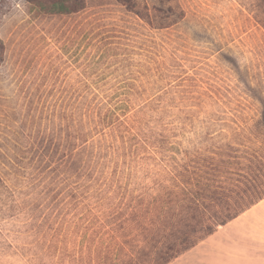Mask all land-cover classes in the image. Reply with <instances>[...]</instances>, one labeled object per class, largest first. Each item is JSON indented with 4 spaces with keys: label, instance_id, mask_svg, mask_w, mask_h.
<instances>
[{
    "label": "rangeland",
    "instance_id": "1",
    "mask_svg": "<svg viewBox=\"0 0 264 264\" xmlns=\"http://www.w3.org/2000/svg\"><path fill=\"white\" fill-rule=\"evenodd\" d=\"M54 1L0 0V264L264 233V0Z\"/></svg>",
    "mask_w": 264,
    "mask_h": 264
},
{
    "label": "crops",
    "instance_id": "2",
    "mask_svg": "<svg viewBox=\"0 0 264 264\" xmlns=\"http://www.w3.org/2000/svg\"><path fill=\"white\" fill-rule=\"evenodd\" d=\"M255 207L264 208V201ZM253 213L250 212V223L255 218ZM241 237L235 233L214 234L170 264H264V233H250L246 235L248 238ZM213 241L217 244H212Z\"/></svg>",
    "mask_w": 264,
    "mask_h": 264
},
{
    "label": "trees",
    "instance_id": "3",
    "mask_svg": "<svg viewBox=\"0 0 264 264\" xmlns=\"http://www.w3.org/2000/svg\"><path fill=\"white\" fill-rule=\"evenodd\" d=\"M124 1H131V0H124ZM159 4H162V5H166L167 2L169 3L170 0H156ZM132 3V1H131ZM132 5V4H131ZM50 9L51 13H54V14H60V15H64V14H70L72 13L73 11H75L76 9H71L69 8V6L67 5V2L65 0H55L52 5H50ZM169 10L171 11L170 13L173 12V8L170 7ZM176 17L173 18V22H172V25H175L176 23L180 22L183 18V14L181 12H176ZM166 97H172L169 95V93L167 92L166 93ZM171 99V98H170ZM174 104H177L173 101ZM180 109V108H179ZM236 217H238V214L237 215H234V216H229L228 218V221H224L222 222V225H225L227 222H230L232 220H234ZM212 230V227H210L209 231L207 233H211L213 231ZM197 244H193V245H188L187 247L183 248L182 250H179V251H176V252H173V253H169L168 256L165 257V260H163V262L161 264H170L171 262H173L174 260H176L177 258H179L180 256L184 255L185 253H187L189 250H191L192 248H194ZM174 251V250H173Z\"/></svg>",
    "mask_w": 264,
    "mask_h": 264
}]
</instances>
